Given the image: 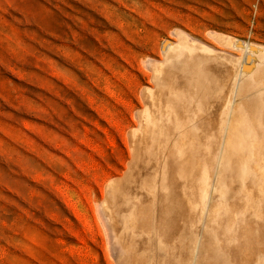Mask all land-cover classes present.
Returning a JSON list of instances; mask_svg holds the SVG:
<instances>
[{
    "label": "rangeland",
    "instance_id": "obj_1",
    "mask_svg": "<svg viewBox=\"0 0 264 264\" xmlns=\"http://www.w3.org/2000/svg\"><path fill=\"white\" fill-rule=\"evenodd\" d=\"M177 33L239 58L209 36L264 45V0H0V264H120L107 200ZM160 187L184 225L188 197Z\"/></svg>",
    "mask_w": 264,
    "mask_h": 264
},
{
    "label": "bare ground",
    "instance_id": "obj_2",
    "mask_svg": "<svg viewBox=\"0 0 264 264\" xmlns=\"http://www.w3.org/2000/svg\"><path fill=\"white\" fill-rule=\"evenodd\" d=\"M177 36L152 63L155 87L138 112L134 164L109 192L104 218L117 257L135 264L134 251L136 264H223L231 253V264H264V45L209 36L241 52L236 59ZM216 98L219 111L209 105ZM151 185L171 188V199L188 197L184 225L171 200H154L159 188ZM175 234L186 237L180 261Z\"/></svg>",
    "mask_w": 264,
    "mask_h": 264
}]
</instances>
